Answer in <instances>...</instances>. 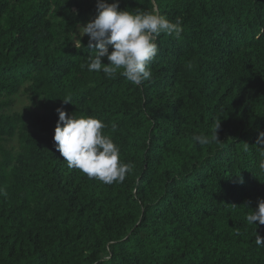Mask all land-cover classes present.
<instances>
[{"label":"trees","instance_id":"obj_1","mask_svg":"<svg viewBox=\"0 0 264 264\" xmlns=\"http://www.w3.org/2000/svg\"><path fill=\"white\" fill-rule=\"evenodd\" d=\"M119 3L183 21L141 86L88 71L77 25L97 0H0V264H264L246 222L264 199V0ZM61 107L107 125L123 183L68 167Z\"/></svg>","mask_w":264,"mask_h":264},{"label":"clouds","instance_id":"obj_2","mask_svg":"<svg viewBox=\"0 0 264 264\" xmlns=\"http://www.w3.org/2000/svg\"><path fill=\"white\" fill-rule=\"evenodd\" d=\"M96 9L97 15L93 20L86 25H77L76 46L82 44L84 36L88 37L87 49L91 50L88 71H102L108 78L119 73L135 86H141L152 77L149 64L158 54L157 38L163 33L179 39L184 30L181 18L172 21L155 7L150 11L121 10L119 0L111 3L109 0H97ZM105 57L109 63L103 62ZM63 100L65 104L72 102L71 97ZM56 111L58 121L54 142L68 167L78 169L106 185L123 183L133 171L134 164L121 160L119 146L103 133L107 125L92 116L69 115L63 107ZM220 123H217V129ZM212 139H218L217 132L211 139L203 133L194 136V140L202 146L211 143ZM258 144L264 145V134ZM261 155L264 156V152ZM259 169L264 171V159L260 161ZM0 195L6 197L7 192L0 188ZM257 221L264 225V199H260L258 207L246 216L248 225H257ZM255 243L264 247V236L257 232Z\"/></svg>","mask_w":264,"mask_h":264},{"label":"rangeland","instance_id":"obj_3","mask_svg":"<svg viewBox=\"0 0 264 264\" xmlns=\"http://www.w3.org/2000/svg\"><path fill=\"white\" fill-rule=\"evenodd\" d=\"M26 103H28V99L27 98H23L21 99L19 102H17L16 107L14 108H22Z\"/></svg>","mask_w":264,"mask_h":264}]
</instances>
